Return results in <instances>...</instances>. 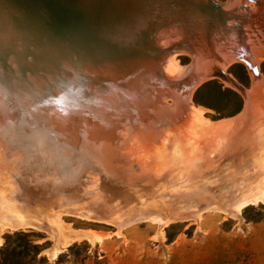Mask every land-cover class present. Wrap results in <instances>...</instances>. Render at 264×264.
<instances>
[{
    "label": "rangeland",
    "instance_id": "374dc122",
    "mask_svg": "<svg viewBox=\"0 0 264 264\" xmlns=\"http://www.w3.org/2000/svg\"><path fill=\"white\" fill-rule=\"evenodd\" d=\"M247 7L256 11L254 4L248 3ZM256 25L257 32L263 34ZM260 36L257 45L264 46V37ZM45 40H40L41 46ZM254 47L253 52L259 55ZM262 54L263 60L255 58L256 78L239 62L224 70L247 90L251 104L247 115L246 94L216 79L206 81L189 97L188 102L197 115L191 114L189 106L181 108L180 104L181 111L191 114L194 123L199 124L203 150L174 174L168 172L172 167L162 166V155L170 158L161 146L162 140L168 141L173 132L159 138L157 130L161 125L156 122L154 109L140 115L147 119L148 125L138 118L137 129H141L143 136L154 133L155 140L149 141L148 136L140 138L137 131L130 133V139L120 151L129 162L115 169L116 174L97 160L87 162L74 150L68 153L65 148H57L53 140H44L43 136L20 141L15 137L16 129L1 123L0 143L8 145L0 144V247L8 234L32 232L35 244L44 246L42 255L51 264H264V202L249 205L239 213L231 207L244 175L255 171L264 161V151L260 149L264 144ZM199 61L197 57V68ZM191 62L187 52L177 53L171 69L174 72L162 69L165 78L182 77ZM200 64L204 68L211 65L205 59ZM77 67L70 69L67 90L63 91L65 97L78 98L76 95L81 94L75 85L78 92H70V83L85 78L80 77L83 70ZM32 88L23 87L24 91H20L28 92L33 98L39 90ZM50 92L44 94L49 96ZM238 96L243 107L236 114L241 106ZM165 98L160 100L164 102L162 107L174 105L171 97ZM129 117L126 115L125 119ZM233 120L238 124L225 133L209 130ZM151 123L154 124L149 127ZM236 124L239 141L233 142ZM126 128L123 138L129 134ZM165 128L163 125L162 129ZM247 137L250 142L245 144ZM122 142L119 137L117 146ZM217 143L229 145L221 148Z\"/></svg>",
    "mask_w": 264,
    "mask_h": 264
},
{
    "label": "bare ground",
    "instance_id": "6f19581e",
    "mask_svg": "<svg viewBox=\"0 0 264 264\" xmlns=\"http://www.w3.org/2000/svg\"><path fill=\"white\" fill-rule=\"evenodd\" d=\"M238 2L243 3L241 0ZM244 4L248 6L247 2H244ZM254 9L257 10V7ZM198 18L205 19L200 15H198ZM6 23L8 22L0 19V124L2 123L5 126L16 129V133L14 134L20 141L32 136H43L45 137L44 140L47 138L48 140H53L57 148L61 150L65 148L68 150V153L74 150L78 152V155L84 156L87 162L97 160L110 173L116 174L115 169H121L124 163L129 162L128 157L120 153V151L130 139L132 135L130 133L133 132L134 134L137 131V134L140 132V138L148 136L146 138L149 141L155 140L154 133L149 131L150 134L143 136L141 129H137L138 118L148 125L147 119H144L140 115H143V112L148 109H154L153 112L156 113V122L161 125L157 130L159 138L164 139V134L173 132V135L168 138V141L162 140L161 143L166 155L170 158L168 160L167 157L162 155V166L164 168L172 167L168 171L170 174L184 169L192 161L195 154H202L203 141L202 137H200L202 136L200 135L201 129L198 123H194L193 120L195 118L190 117L191 114L197 115V110L188 102L189 97L196 88L187 93L177 89L167 88L154 81V79H144V72L147 67L145 58L141 61L136 57V60L111 62L104 59L100 52L98 54L102 58L99 55L91 56V53L94 51H83L73 41L66 42L61 48V43L51 39L48 35H43L45 38H42L41 35L35 32H17ZM256 29L254 28L253 30L252 27H249L246 31L254 32ZM257 35L260 36L263 34L257 32ZM160 36L163 39L166 38L164 33ZM253 36L256 35H249V44L257 47L260 53L259 55L254 53V56L256 60L261 61L263 60L262 53L264 52V46L262 44H255V39L252 38ZM42 39H46L43 46L40 45V40ZM167 41L165 39L163 44L167 45ZM222 49V47L218 48L217 52H221ZM136 50L139 55L140 51L142 54L146 52L145 46L140 47L139 45ZM176 57L177 53L170 55L164 61L163 70L167 69L171 71L174 67ZM197 57L200 59L198 70L202 72L204 67L200 63L204 62V57L202 55ZM256 60L252 61L254 65H256ZM237 62L239 60L236 55L230 57L224 56L220 67L225 70L227 66ZM72 66L81 68L83 72L82 74L79 73L81 74L80 77H85L79 79L80 82L75 79L72 85L70 83V92L74 91L73 93L75 94L78 92L75 91V86L79 88L81 94L76 95L78 98L65 97L67 95L63 92L67 90L68 83H66V80L71 76L69 72ZM179 78L181 77L179 76L176 79ZM206 79L204 78L202 82ZM225 84L233 88L229 82ZM23 87H33L39 91L34 93V97L31 93L33 98H30L28 92L21 93L24 91L22 90ZM32 89L29 91L31 92ZM45 91H51L49 96L46 93L44 94ZM60 93H63V95H60ZM243 93L246 94L245 115H247L251 104L247 96V90L243 89ZM165 97H171L174 105L168 108L162 107V103L164 102L160 100L164 101ZM167 99L169 98H165V101ZM180 104H182L181 108L189 106L191 114H188L184 110L181 111ZM126 115L130 116L129 119H131H125ZM162 119L164 120L163 124H161ZM235 123L238 124L234 120L223 122L209 130L225 133L229 127L233 126L234 128ZM153 124L151 123L149 127ZM163 125L166 127L165 129H162ZM125 128V131L129 134L125 136L126 138H123L122 132ZM238 128L237 126L234 129V139L236 140H232L233 142L239 141V138L236 137V130ZM152 136L154 139L151 138ZM253 136L252 139L255 140L256 137L254 138ZM119 137H121L123 142L122 145L117 146ZM242 137L245 139V133ZM249 137H247L245 144L250 142ZM253 140L251 141L252 145L254 144ZM232 141L230 140V143ZM240 142L244 143V141ZM221 144L217 143L220 146ZM3 145L5 147L8 144ZM130 145L132 144L130 143ZM226 145L223 144L221 148H224ZM234 146L237 149V145ZM240 147L238 146V148ZM262 147L260 148L261 152L264 151V144ZM239 161H242V159ZM66 163L68 162L66 161ZM262 165L264 166V161L259 164L260 167L255 169V171L246 173L241 183L242 187L240 189L238 188L239 192L236 190L239 194L234 198L231 207L237 213L249 205L264 202V169H261ZM253 166L255 167V164ZM237 184L235 183V185ZM238 208L240 211H237ZM8 219L9 216L3 221L5 222ZM29 223L33 224V222Z\"/></svg>",
    "mask_w": 264,
    "mask_h": 264
},
{
    "label": "water",
    "instance_id": "95a60500",
    "mask_svg": "<svg viewBox=\"0 0 264 264\" xmlns=\"http://www.w3.org/2000/svg\"><path fill=\"white\" fill-rule=\"evenodd\" d=\"M236 1L0 0V19L17 32L48 35L60 42L61 48L73 41L83 51H97L91 56L100 52L111 62L145 58L144 79H154L167 88L189 93L216 79L229 82L241 94L243 86L232 80L220 64L224 56L236 55L239 63L255 78L258 76L249 35H256L252 37L255 44L260 37L246 30L250 26L254 30V24H258L264 31V0H241L242 4ZM244 2L254 4L257 10H250ZM162 33L167 45L163 44ZM139 45L145 46V54L137 53ZM220 47L223 49L217 52ZM182 52H187L192 62L181 78L169 81L162 70L164 61ZM199 55L211 63L202 72L196 64ZM204 78L207 79L202 82Z\"/></svg>",
    "mask_w": 264,
    "mask_h": 264
},
{
    "label": "trees",
    "instance_id": "16d2710c",
    "mask_svg": "<svg viewBox=\"0 0 264 264\" xmlns=\"http://www.w3.org/2000/svg\"><path fill=\"white\" fill-rule=\"evenodd\" d=\"M241 106L236 114L242 111V99L238 96ZM32 232H16L5 237V244L0 247V264H51L43 256L44 246L36 245Z\"/></svg>",
    "mask_w": 264,
    "mask_h": 264
},
{
    "label": "snow or ice",
    "instance_id": "6c2138e0",
    "mask_svg": "<svg viewBox=\"0 0 264 264\" xmlns=\"http://www.w3.org/2000/svg\"><path fill=\"white\" fill-rule=\"evenodd\" d=\"M237 211H240V209L238 208Z\"/></svg>",
    "mask_w": 264,
    "mask_h": 264
}]
</instances>
